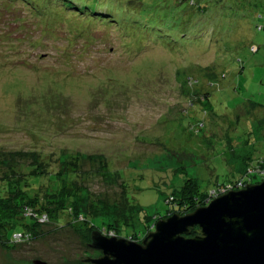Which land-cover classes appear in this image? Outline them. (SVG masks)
I'll use <instances>...</instances> for the list:
<instances>
[{"label":"rangeland","instance_id":"obj_1","mask_svg":"<svg viewBox=\"0 0 264 264\" xmlns=\"http://www.w3.org/2000/svg\"><path fill=\"white\" fill-rule=\"evenodd\" d=\"M32 152L81 157L104 231L81 211L0 232V264H89L123 193L141 217L117 238L141 242L186 179L209 194L264 161V0H0V177Z\"/></svg>","mask_w":264,"mask_h":264},{"label":"water","instance_id":"obj_2","mask_svg":"<svg viewBox=\"0 0 264 264\" xmlns=\"http://www.w3.org/2000/svg\"><path fill=\"white\" fill-rule=\"evenodd\" d=\"M90 242L101 252L91 264H264V178L158 220L139 243L98 231Z\"/></svg>","mask_w":264,"mask_h":264},{"label":"trees","instance_id":"obj_3","mask_svg":"<svg viewBox=\"0 0 264 264\" xmlns=\"http://www.w3.org/2000/svg\"><path fill=\"white\" fill-rule=\"evenodd\" d=\"M106 17L109 15L106 14ZM29 157L31 160L28 165L21 167L19 171L10 168L0 177V232L7 241H10L8 234L12 233L15 240L18 235H20V240L33 238L34 227L40 225L38 222L41 220L46 222L64 213L82 216L80 209L82 204L79 202L82 201L80 196L83 188L78 181L81 172L77 165L81 157L78 154H69L70 158L65 160L62 170H59L60 162L56 165L53 154L43 155L40 152H32ZM237 170L239 171L238 177L217 187L229 186L231 189H239L238 184L244 187L251 177L249 172L256 174L264 171V161H259L254 167H248L244 163ZM115 177L119 179L117 172H115ZM217 190L218 188L213 189V191ZM177 193L181 195L179 199L173 196L167 201L175 207L171 211L172 214L183 215L206 206V201L210 197L208 192L201 193L198 190V183L191 179H186ZM90 209L87 213L85 210L82 212L87 215V220L89 215L98 226H94L93 222L88 220L89 225L104 231L103 215H100L99 210L94 206ZM131 217L140 218L141 210L130 203L123 193L122 205L105 230L107 233H112V236L118 237L119 228L130 225ZM25 220H29L30 223H24ZM137 234H129L126 238L136 240Z\"/></svg>","mask_w":264,"mask_h":264},{"label":"built area","instance_id":"obj_4","mask_svg":"<svg viewBox=\"0 0 264 264\" xmlns=\"http://www.w3.org/2000/svg\"><path fill=\"white\" fill-rule=\"evenodd\" d=\"M238 188L242 189L243 187H241V184H238ZM239 189H231L229 186L228 187H220V188H218L217 191H213L209 194L210 197L207 199L206 203L208 204L212 199H214L217 196H220L226 192H229L232 190H239ZM16 239H20V235L16 236Z\"/></svg>","mask_w":264,"mask_h":264},{"label":"flooded vegetation","instance_id":"obj_5","mask_svg":"<svg viewBox=\"0 0 264 264\" xmlns=\"http://www.w3.org/2000/svg\"><path fill=\"white\" fill-rule=\"evenodd\" d=\"M193 236H195V232L194 231H191V234L189 235V236H187V237H193ZM93 249V248H92ZM95 250V249H94ZM97 251V250H96ZM100 256H101V252H100ZM99 258V257H98ZM97 259V258H96ZM89 264H91V263H89Z\"/></svg>","mask_w":264,"mask_h":264},{"label":"clouds","instance_id":"obj_6","mask_svg":"<svg viewBox=\"0 0 264 264\" xmlns=\"http://www.w3.org/2000/svg\"><path fill=\"white\" fill-rule=\"evenodd\" d=\"M112 237V236H111Z\"/></svg>","mask_w":264,"mask_h":264}]
</instances>
